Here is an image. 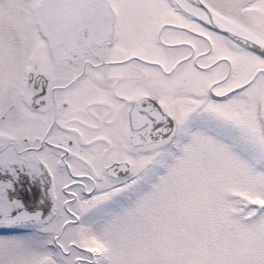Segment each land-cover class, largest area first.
Returning a JSON list of instances; mask_svg holds the SVG:
<instances>
[{"label": "snow or ice", "instance_id": "1", "mask_svg": "<svg viewBox=\"0 0 264 264\" xmlns=\"http://www.w3.org/2000/svg\"><path fill=\"white\" fill-rule=\"evenodd\" d=\"M0 264H264V0H0Z\"/></svg>", "mask_w": 264, "mask_h": 264}]
</instances>
